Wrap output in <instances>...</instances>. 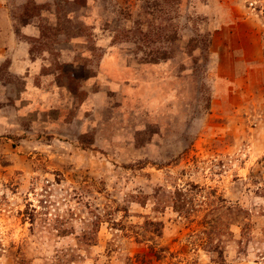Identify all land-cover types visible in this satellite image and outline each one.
I'll use <instances>...</instances> for the list:
<instances>
[{
  "label": "rangeland",
  "instance_id": "1",
  "mask_svg": "<svg viewBox=\"0 0 264 264\" xmlns=\"http://www.w3.org/2000/svg\"><path fill=\"white\" fill-rule=\"evenodd\" d=\"M0 264H264V0H0Z\"/></svg>",
  "mask_w": 264,
  "mask_h": 264
}]
</instances>
